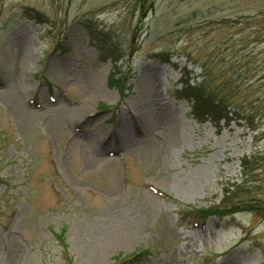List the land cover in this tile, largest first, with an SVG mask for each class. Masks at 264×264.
Returning <instances> with one entry per match:
<instances>
[{"label": "rangeland", "instance_id": "1", "mask_svg": "<svg viewBox=\"0 0 264 264\" xmlns=\"http://www.w3.org/2000/svg\"><path fill=\"white\" fill-rule=\"evenodd\" d=\"M85 19L126 52L124 92ZM225 20L264 56V0H0V264H264L258 216L186 214L264 156V124L194 122L164 63L196 77L183 55L210 52ZM258 165L248 186L264 204Z\"/></svg>", "mask_w": 264, "mask_h": 264}, {"label": "trees", "instance_id": "2", "mask_svg": "<svg viewBox=\"0 0 264 264\" xmlns=\"http://www.w3.org/2000/svg\"><path fill=\"white\" fill-rule=\"evenodd\" d=\"M31 13L28 12L27 15L32 17ZM35 18L39 22L44 19L38 13ZM231 24V20H225L218 28L210 30L208 35H213L214 43L210 52L201 49L186 50L183 57L194 65L193 69L199 70L196 77L192 76V70H187V66L179 70L178 64H171L169 58L164 63L180 73L182 88L176 92V96L178 100L190 103L189 116L196 123H210L217 132L234 123L255 134L264 124V56L263 52L256 53L253 39L249 40L247 37L237 41L240 30L230 26ZM76 25L87 35L89 43L97 51L98 60L110 63L107 86L123 92L127 75L122 76L119 63L127 57L126 52L108 31L93 21L85 19L76 22ZM234 28L236 29L231 31ZM262 31L264 29L259 32ZM240 46L242 49L236 51ZM254 46L257 47V44ZM254 163H258L257 169L262 171L264 156H245L240 160L244 181L226 183L218 206L190 210L186 214L203 220L209 217L231 218L237 214L258 216L264 220V204L251 198L255 188L248 186L252 183V171H256L250 170Z\"/></svg>", "mask_w": 264, "mask_h": 264}]
</instances>
